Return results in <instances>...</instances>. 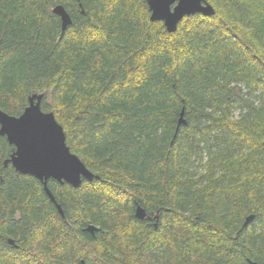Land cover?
Wrapping results in <instances>:
<instances>
[{"label": "trees", "instance_id": "1", "mask_svg": "<svg viewBox=\"0 0 264 264\" xmlns=\"http://www.w3.org/2000/svg\"><path fill=\"white\" fill-rule=\"evenodd\" d=\"M207 1L167 32L146 0H0V109L42 94L97 176L47 181L62 218L0 136V264H264V0Z\"/></svg>", "mask_w": 264, "mask_h": 264}, {"label": "water", "instance_id": "2", "mask_svg": "<svg viewBox=\"0 0 264 264\" xmlns=\"http://www.w3.org/2000/svg\"><path fill=\"white\" fill-rule=\"evenodd\" d=\"M151 21H161L167 32H174L179 22L186 16L214 14L213 6L207 0H146ZM53 14L60 18L61 29L71 24V17L63 5L57 4L52 8ZM43 95L33 93L28 97V105L18 116H12L0 109V136H5L7 142L14 146L10 156L4 160L9 162L15 171L29 174L42 182L43 189L50 201L63 216L61 206L47 186L49 179L59 183H67L78 187L82 179L91 181L94 177L82 160L66 144L63 127L56 121L52 112L41 109ZM184 109L182 108L177 120L175 133L181 124H185ZM51 129V137L39 136L38 130ZM134 216L142 220L145 211L136 205ZM252 219V215L246 220ZM85 230L93 234L96 227L88 224ZM8 243L13 244L12 239ZM255 264V263H252Z\"/></svg>", "mask_w": 264, "mask_h": 264}, {"label": "flooded vegetation", "instance_id": "3", "mask_svg": "<svg viewBox=\"0 0 264 264\" xmlns=\"http://www.w3.org/2000/svg\"><path fill=\"white\" fill-rule=\"evenodd\" d=\"M137 204H135V207H136ZM139 205V204H138ZM135 207H134V212H135ZM142 207V206H141ZM143 208V207H142ZM144 209V208H143ZM145 217L141 220V221H146V222H150L153 223V225L155 226L157 221H158V217H159V214H158V211L157 212H154L152 214L148 213L145 209ZM134 215V214H133ZM62 216V215H61ZM62 218H64V215L62 216ZM136 218V217H135ZM140 220V219H139ZM91 234V233H90ZM92 236H94L92 234ZM81 264H82V260L80 261Z\"/></svg>", "mask_w": 264, "mask_h": 264}, {"label": "snow or ice", "instance_id": "4", "mask_svg": "<svg viewBox=\"0 0 264 264\" xmlns=\"http://www.w3.org/2000/svg\"><path fill=\"white\" fill-rule=\"evenodd\" d=\"M39 136H41V137H44V136H46V137H51V136H53L54 135V133L52 132V130L51 129H47V130H38V133H37Z\"/></svg>", "mask_w": 264, "mask_h": 264}, {"label": "bare ground", "instance_id": "5", "mask_svg": "<svg viewBox=\"0 0 264 264\" xmlns=\"http://www.w3.org/2000/svg\"><path fill=\"white\" fill-rule=\"evenodd\" d=\"M42 98H44V97H42ZM42 103V102H41ZM43 110V109H42ZM54 113V112H53ZM247 113H248V111H247ZM6 140V139H5ZM208 161V160H207ZM205 162V161H204ZM207 163V162H206ZM206 167V166H205ZM50 181V180H49ZM59 183V182H58ZM134 214V213H133ZM253 215V214H252ZM160 216V215H159ZM161 221V220H160ZM159 221V222H160ZM146 222V221H145ZM151 222V221H150ZM147 223V222H146ZM150 224V223H149ZM152 225V224H151Z\"/></svg>", "mask_w": 264, "mask_h": 264}, {"label": "rangeland", "instance_id": "6", "mask_svg": "<svg viewBox=\"0 0 264 264\" xmlns=\"http://www.w3.org/2000/svg\"><path fill=\"white\" fill-rule=\"evenodd\" d=\"M241 87H243V85H241ZM239 113V111H235V114Z\"/></svg>", "mask_w": 264, "mask_h": 264}]
</instances>
